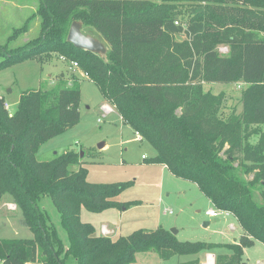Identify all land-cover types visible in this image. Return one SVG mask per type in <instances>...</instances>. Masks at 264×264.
Returning a JSON list of instances; mask_svg holds the SVG:
<instances>
[{
    "label": "trees",
    "instance_id": "16d2710c",
    "mask_svg": "<svg viewBox=\"0 0 264 264\" xmlns=\"http://www.w3.org/2000/svg\"><path fill=\"white\" fill-rule=\"evenodd\" d=\"M36 1L35 13L10 38L25 33L35 15L38 34L16 47L0 44V69L51 55L76 61L122 123L153 146L156 154L147 162L194 182L242 233L231 243L178 240L161 226L116 238L97 235L80 220L81 209L126 207L115 199L126 184L89 181L73 150L36 157L42 144L80 119L78 77L69 85L60 74L53 87L22 92L13 113L0 96V201L9 195L32 234L0 237V264H131L139 252L167 260L219 248L229 253H217L214 264H240L245 248L264 246V0ZM74 20L101 37L104 56L66 40ZM238 82L241 109L224 116L223 94L203 85ZM43 195L59 214L67 245L38 204Z\"/></svg>",
    "mask_w": 264,
    "mask_h": 264
},
{
    "label": "rangeland",
    "instance_id": "374dc122",
    "mask_svg": "<svg viewBox=\"0 0 264 264\" xmlns=\"http://www.w3.org/2000/svg\"><path fill=\"white\" fill-rule=\"evenodd\" d=\"M36 7V0H0V44L7 45L8 48L16 47L38 34L39 17L35 15L25 33L10 38L13 29L20 27L35 13ZM181 13V20H185L188 11L183 9ZM82 31L101 38L89 26H83ZM218 51L226 55L228 47L220 44ZM60 74L67 79L69 85L74 76L78 77L81 91L80 119L72 128L42 144L37 151V159L50 160L59 153L73 150L79 154V163L87 169L89 181L126 184L115 198L126 207H113L101 212L81 209V221L90 223L97 234L101 231L103 235L111 237L127 235L139 228L153 229L161 226L169 231H176L173 234L178 240L233 242V237H237L240 232L236 219L223 215H206L205 211L208 208L214 209V206L194 182L174 176L168 169H162L160 164L147 162L156 154L153 146L146 140L139 139L129 125L123 124L115 110L104 112L102 105L106 101L96 84L82 75L80 69L71 67L69 61H62L59 56L51 55L47 60L26 59L0 69V96L6 101L9 113L16 110L22 92L53 87ZM242 88L240 82L203 85L205 91L223 94L221 111L224 116L232 111L238 113L241 109ZM256 139L257 136H252L250 141L254 142ZM101 143L103 145L99 147ZM77 167L78 164H73L69 168L75 170ZM246 178H251V175ZM257 188L254 196L256 201L260 199ZM13 204L9 195H3L0 215L7 218L0 217V237L30 238L32 234L23 224L20 210L16 204L13 207ZM38 204L45 209L62 242L67 245L66 233L61 227L59 214L51 198L43 195ZM204 222L208 224L204 226ZM230 222L236 226L235 230L228 227ZM192 257L194 254L174 255L163 260L156 252L148 251L137 253L135 260L137 264H179ZM240 264H264V246L258 243L254 248H246Z\"/></svg>",
    "mask_w": 264,
    "mask_h": 264
},
{
    "label": "water",
    "instance_id": "95a60500",
    "mask_svg": "<svg viewBox=\"0 0 264 264\" xmlns=\"http://www.w3.org/2000/svg\"><path fill=\"white\" fill-rule=\"evenodd\" d=\"M82 23L80 21L74 20L71 22L70 27L68 29L66 40L72 43L75 47L104 56L107 51V46L103 42L101 38L97 36H92L90 34H86L82 31ZM178 40H182V37L176 35ZM103 143L99 145L101 147ZM207 222L203 223L205 226ZM172 233H176V231H170Z\"/></svg>",
    "mask_w": 264,
    "mask_h": 264
},
{
    "label": "crops",
    "instance_id": "0c3cea01",
    "mask_svg": "<svg viewBox=\"0 0 264 264\" xmlns=\"http://www.w3.org/2000/svg\"><path fill=\"white\" fill-rule=\"evenodd\" d=\"M5 1H8V0H5ZM2 7V6H1ZM2 9H4V8H2ZM243 85V84H242ZM4 99V98H3ZM5 101V100H4ZM5 103H6V101H5ZM105 103H107V102H105ZM8 110V109H7ZM239 111H240V109H239ZM136 134V133H135ZM136 136H138L137 134H136ZM143 159H146V157H144ZM162 167V169H167L164 165H161ZM209 201V200H208ZM210 202V201H209ZM211 203V202H210ZM0 217H2V218H7V217H3V215H0ZM225 217H233L232 215H229V216H225ZM205 223V222H204ZM208 224V223H207ZM206 224V225H207ZM107 225V224H106ZM108 226V225H107ZM228 227L230 228V230H235L236 229V226L235 225H233V223L232 222H230L229 224H228ZM151 229V228H150ZM95 233L97 234V232L95 231ZM242 233V230H241V228H240V232H239V234H238V236L237 237H233V242H236V240L238 239V237H239V235ZM97 235H103L102 234V232L100 231L99 232V234H97ZM109 236V235H108ZM109 237H111V236H109ZM116 237H118V236H116ZM116 237H111V238H116ZM4 238V237H3ZM224 243V242H223ZM231 243V242H230ZM258 243H260V242H255V244L252 246L253 248L254 247H256V245L258 244ZM261 244V243H260ZM246 249V248H245ZM244 249V250H245ZM217 253H229V251H227L226 249H215V250H212V251H207V252H199V253H197V254H194V257H192L191 259H188V260H192V259H198V261H199V264H214L215 263V256H216V254ZM243 253H244V251H243ZM187 261V260H186ZM26 264H36V263H26ZM131 264H137V261L135 260L133 263H131Z\"/></svg>",
    "mask_w": 264,
    "mask_h": 264
},
{
    "label": "built area",
    "instance_id": "2783aa9c",
    "mask_svg": "<svg viewBox=\"0 0 264 264\" xmlns=\"http://www.w3.org/2000/svg\"><path fill=\"white\" fill-rule=\"evenodd\" d=\"M59 58L62 61H69L71 67L76 68V69H79V65L77 64L76 61L68 60V59H66L63 56H59ZM81 74L84 75L85 77H87V75L85 73L81 72ZM4 106L7 108V104L6 103L4 104ZM102 106H103L102 108H103V110H104L105 113H108V112L114 110L113 109V106L112 105L110 106V104H108V103H104ZM137 135H138L137 137L139 139H141L140 135L139 134H137ZM142 157L144 158V156H142ZM14 206H15V204H13V207ZM205 214L208 215V216H211V217H217V216H220V215H223V216H229V215H231L228 211L221 210V209H217L215 207H214V209L208 208L205 211Z\"/></svg>",
    "mask_w": 264,
    "mask_h": 264
}]
</instances>
